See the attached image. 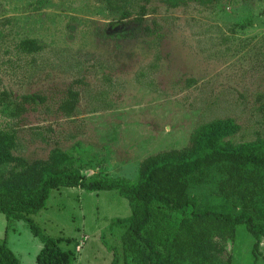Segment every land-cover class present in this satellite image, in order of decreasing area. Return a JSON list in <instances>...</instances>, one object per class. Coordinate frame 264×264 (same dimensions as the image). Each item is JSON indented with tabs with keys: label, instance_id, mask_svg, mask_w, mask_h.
<instances>
[{
	"label": "rangeland",
	"instance_id": "obj_1",
	"mask_svg": "<svg viewBox=\"0 0 264 264\" xmlns=\"http://www.w3.org/2000/svg\"><path fill=\"white\" fill-rule=\"evenodd\" d=\"M147 8L137 24L131 20L137 9L121 20L102 0H0V93L47 98L19 118L0 104V124L16 135L13 155L45 160L57 151L85 181H134L139 161L186 146L198 124L230 118L239 127L233 143L264 137L256 111L257 96L264 100V0H189L177 7L153 0ZM239 22L246 27L234 26ZM23 39L43 49L20 54ZM71 86L79 99L66 116L57 108ZM217 180L211 173L190 188L199 208L231 210L216 193ZM129 215L117 191L62 187L29 218L60 238L61 250H79L74 264H110L112 250L121 254V228L110 221ZM5 235L20 264H36L42 244L25 222H12ZM253 243L237 225L232 263L263 264L264 246L255 256Z\"/></svg>",
	"mask_w": 264,
	"mask_h": 264
},
{
	"label": "trees",
	"instance_id": "obj_2",
	"mask_svg": "<svg viewBox=\"0 0 264 264\" xmlns=\"http://www.w3.org/2000/svg\"><path fill=\"white\" fill-rule=\"evenodd\" d=\"M26 1L42 5L45 0ZM102 1L121 20L133 16L131 8L137 9L131 20L141 24L148 14L147 4L153 0ZM158 1L177 7L189 0ZM234 26L244 29L246 24ZM42 49L36 39H23L16 45L24 55ZM257 97L256 111L264 128V100ZM78 99V91L67 88L57 110L72 115ZM46 102L45 96L36 93L14 97L6 91L0 93V104L12 118ZM238 130L230 118L204 122L192 129L186 146L162 150L139 161L134 181L108 177L85 181L79 169L65 158L61 160L57 151L45 160L28 161L13 155L15 132L0 124V213L6 230L12 222L28 225L42 244L36 264H74L75 252L61 250L57 246L60 238L45 235L29 215L43 209L50 192L58 188L117 191L127 200L130 215L110 221V227L121 228V254L112 250L110 264H233L231 244L240 224L254 239L252 252L257 256L259 247L264 246V137L257 134L254 141L233 143L231 138ZM6 166L9 169L3 172ZM211 173L218 175V197L231 210L199 208L190 195V188L204 183ZM262 260L264 264V257ZM0 264H20L6 246V235L0 238Z\"/></svg>",
	"mask_w": 264,
	"mask_h": 264
},
{
	"label": "crops",
	"instance_id": "obj_3",
	"mask_svg": "<svg viewBox=\"0 0 264 264\" xmlns=\"http://www.w3.org/2000/svg\"><path fill=\"white\" fill-rule=\"evenodd\" d=\"M5 231H6V220H5L4 215L3 214L1 215L0 213V238L5 236ZM75 250H76L75 252L79 251L77 248ZM75 257H76V254H75ZM76 259L77 258H75V262H76Z\"/></svg>",
	"mask_w": 264,
	"mask_h": 264
}]
</instances>
